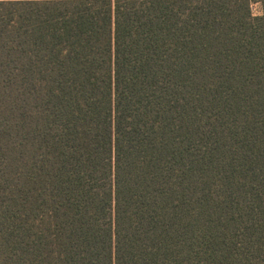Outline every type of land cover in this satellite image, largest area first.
Listing matches in <instances>:
<instances>
[{
	"label": "trees",
	"instance_id": "trees-1",
	"mask_svg": "<svg viewBox=\"0 0 264 264\" xmlns=\"http://www.w3.org/2000/svg\"><path fill=\"white\" fill-rule=\"evenodd\" d=\"M0 264H264V0H0Z\"/></svg>",
	"mask_w": 264,
	"mask_h": 264
},
{
	"label": "rangeland",
	"instance_id": "rangeland-1",
	"mask_svg": "<svg viewBox=\"0 0 264 264\" xmlns=\"http://www.w3.org/2000/svg\"><path fill=\"white\" fill-rule=\"evenodd\" d=\"M253 12H254V13H257V12H258V8H257V6H254V7H253Z\"/></svg>",
	"mask_w": 264,
	"mask_h": 264
}]
</instances>
